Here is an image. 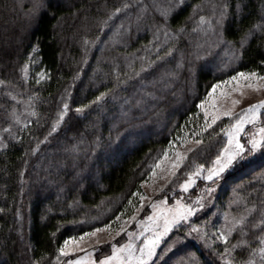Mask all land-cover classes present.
<instances>
[{
  "label": "trees",
  "instance_id": "obj_1",
  "mask_svg": "<svg viewBox=\"0 0 264 264\" xmlns=\"http://www.w3.org/2000/svg\"><path fill=\"white\" fill-rule=\"evenodd\" d=\"M221 2L184 0L176 7L177 0H0V79L5 81L0 85V131L11 125L19 137L2 133L7 146L0 148V264H25L22 255L28 264L33 259L57 264L58 249L69 236L79 237L121 213V218L135 215L127 229L133 231L136 221L149 216L153 202L167 197L191 203L213 186L199 179L188 191L169 194L178 177L186 179L195 165L211 167L227 144L219 129L234 123L235 116L222 117L197 137L203 142L187 153L167 188L145 203L133 195L144 197V184L165 150L189 144L183 143L185 134L190 139L192 129L203 126L204 113L197 105L212 83L241 70L264 73V34L257 33L236 62L233 48L219 42L207 23L200 24V16L215 24ZM227 3L224 37L238 47L243 31L264 21V0ZM237 3L242 6L239 16ZM116 8L121 11L113 16ZM181 26L185 30L178 33ZM149 60L156 63L136 76ZM181 61L183 67H177ZM26 63L27 79L21 71ZM41 69L49 78L38 84ZM117 71L127 83L117 86ZM166 73L176 80L162 79ZM102 92L108 93L103 100L91 103ZM64 103L69 108L57 123ZM82 105L89 107L77 113ZM13 109L22 123L15 122ZM251 128L246 126L241 142ZM225 214L229 220L244 218L229 241H247L234 253L247 258L264 237V151L225 170L204 209L191 224L173 229L153 264H224L218 255L221 241L213 237V250L196 233H187L190 226L208 222L211 234ZM126 240L124 232L113 242ZM113 242L99 245L97 257L111 254ZM66 260L61 256L59 264Z\"/></svg>",
  "mask_w": 264,
  "mask_h": 264
},
{
  "label": "snow or ice",
  "instance_id": "obj_2",
  "mask_svg": "<svg viewBox=\"0 0 264 264\" xmlns=\"http://www.w3.org/2000/svg\"><path fill=\"white\" fill-rule=\"evenodd\" d=\"M184 0H177L176 7H179L183 4ZM125 9L128 8V4H124ZM199 7V5L197 6ZM216 6L214 5V8ZM220 11L218 15H215V24L211 20H207L204 16L199 17V22L201 25L207 23L209 29L212 30L214 34L218 35L219 42L228 44L233 48V59L238 62L243 56V49L248 44V42L257 34H264V21L254 24L252 27L243 31L239 41L238 47H236V42L228 41L224 37V23L229 16V4L227 0H222L219 5ZM121 11L120 8H116L113 12V16L116 13ZM172 9L166 10L163 15L165 16V21L170 15ZM242 12V6L240 3L236 4V14L240 15ZM112 17L110 16L109 19ZM107 22H105L106 24ZM217 26H219V32L217 33ZM185 29L181 26L178 28L177 32L182 33ZM167 36V32L165 33ZM174 37L177 36V33L172 34ZM92 44L95 41L91 42ZM89 41L85 40V45L87 46ZM35 51V49H33ZM172 49H168L165 55H170ZM87 54V47H86ZM199 58V57H198ZM162 59L159 55L157 60ZM31 60V58H30ZM35 63V61H31ZM156 61L149 60L147 65H141L139 71H135L136 76H140L141 73L147 72L148 69L155 64ZM261 65H264V60L260 61ZM28 63H26L21 69L25 74L27 79L28 73ZM131 68V64H129ZM177 67H183V62L181 61ZM227 66H225L226 70ZM193 74L195 73L194 68H190ZM120 72H116L117 86L120 84L127 83L126 80H120ZM37 79L36 83H40L41 79L49 78L47 73L41 69L40 72L36 74ZM5 84V81L0 79V85ZM108 92H112V89H109ZM250 93L264 94V73L258 72L257 70L252 71H236L231 75H228L226 78L217 79L210 87L206 90V94L203 99L200 100L197 107L204 113V124L200 128H193L191 132V138H187V133L185 134V139L183 143H192L194 145H199L203 141L202 139H197L202 133L206 132L209 128H212L218 120H221L222 117L232 118L235 116V122L230 124H223L219 131L223 132L227 137V144L223 150L216 155L215 160L212 162L211 167L207 168L206 175L204 179L212 182V187H205L201 194L197 195L194 200H191V203H184L180 199H177L175 204L167 209L165 214L162 216H157L155 214V209L157 204H162L165 201H155L151 204L152 209L154 210L153 215L147 216L144 219L136 221L138 225L142 227V230L139 232H133L126 230L123 225H121L116 230V235H119L121 232H126L127 237L129 238L126 244L110 243L111 254L104 255L103 258L98 260H93L91 258V253H89L87 264H153V259L157 255V249L160 245V242L163 237L167 236L168 233L172 232L173 229H180L184 226V222L191 224V218L194 217L198 210H202L205 207V202L207 197L211 196L214 191V185L217 180L222 177V174L233 166L238 160L244 159L247 155H253L257 152L264 151V99H259L254 103L248 104L245 108H242L239 113L235 112L237 105L242 103V100L245 99ZM107 92L100 93L94 101L91 103H97L102 101L103 98L107 95ZM152 95V93H148ZM113 99L116 97L113 95ZM12 99L15 100L16 97L12 96ZM31 99V97L29 98ZM127 102V101H126ZM219 102V103H218ZM139 103V102H138ZM89 105H82L75 109L77 113L82 112L84 109L88 108ZM69 105L64 103L63 111H61L57 123L63 118L65 112L68 110ZM34 114V113H33ZM199 115V113H196ZM13 117L17 124L22 123L18 116L15 114V109H13ZM210 118V119H209ZM187 123V122H186ZM250 125L253 129L257 131L249 132L248 139L245 142H241L240 134L245 131V126ZM25 127L27 124L24 125ZM55 130V126L53 127ZM3 132H8L10 138L19 139L15 133L11 131V125L7 128H4L0 131V148L6 147L5 138ZM176 141H173L169 145V149L173 147ZM188 151H193L192 148H189ZM27 154V153H26ZM186 158V153H181L176 151L174 153V159L171 161V168L168 170L170 175H175V170L179 169L183 160ZM168 151L165 150L163 156L160 158L159 162L155 167L159 168L164 160H168ZM205 169L204 164L195 165L194 170L187 172V179L180 184V188L184 191L196 184V178L203 174ZM155 175V171H153ZM160 190H163L162 188ZM133 195H140L141 200L143 201L144 197L139 193H134ZM191 199V197H189ZM131 203V200L129 201ZM124 213H121L120 216H123ZM120 216L116 217V220L120 219ZM132 220H136L135 215L130 217ZM162 219V223H161ZM145 220L150 221L151 224L146 225ZM115 221L104 223L101 226L93 227L91 231L83 232L79 237L69 236L63 241V246L58 249V255L55 257V261L59 264L61 256H68L70 252H75L76 247H70V245H76L78 242H84L85 238L97 237V234L104 233L107 230L112 228V223ZM244 218L241 217L237 220L235 217H232L229 220V215H224V222L217 227L212 225L215 229V232L209 233L207 230L208 222H205L203 226L197 224L190 226L188 235L191 236L193 233H196V238L203 241V243L210 247L214 248L215 236L216 240H219L223 243V251L218 253L221 260L224 264H264V237L260 238V246L257 248H250V251L247 254V258H237L234 253L242 245H247V241H237L234 244H231L229 237L237 230V226L243 224ZM264 223V221H262ZM145 232H151V235H145ZM243 234V230L241 229ZM55 235V234H53ZM139 237H143V240L137 244L135 240ZM101 240L96 239V244H100ZM174 243V242H173ZM250 247V246H249ZM171 245H169V249ZM165 249V251L169 250ZM81 251H84V248H80ZM162 258V257H161ZM32 264H40L38 259H33ZM66 264H85L84 257H79L75 260H67Z\"/></svg>",
  "mask_w": 264,
  "mask_h": 264
},
{
  "label": "rangeland",
  "instance_id": "obj_3",
  "mask_svg": "<svg viewBox=\"0 0 264 264\" xmlns=\"http://www.w3.org/2000/svg\"><path fill=\"white\" fill-rule=\"evenodd\" d=\"M154 1L155 0H153V2ZM211 34L212 35L214 34L212 32V30H211ZM162 79H164V80L165 79L166 80H168V79H175L176 80V76H173L172 74L166 73V74H163ZM142 86H144L143 83H142ZM259 99H264V94L250 93L245 99L242 100V103L241 104H239V105L236 106L235 112L239 113L242 108H245L248 104L254 103V102H256ZM246 126H248V125H246ZM246 126H245V128H246ZM251 130L252 131H250V132L257 131V129H253V128H251ZM194 146L195 145L192 144V143L183 144V145H177V146H174L173 149L170 152L168 151L169 159L168 160H164L163 163L160 165L159 168L156 167L155 170H154L155 171V175H153V173H152L149 181H147L144 184L145 185L144 186L145 194H144V199H143V202L144 203L145 202H148L152 197H154L157 193H159L161 191L160 190L161 188L162 189L167 188V186L172 181L173 177L176 175V172L178 171V169L175 170V175L174 176L173 175H170L169 172H168V170L171 168V161L174 159V153L176 151H179L181 153H186V155H187V153L189 152L188 149L189 148H193ZM206 171H207V169H204L203 174L201 176H199L198 178H196V182L199 179H204V175H206ZM182 176L183 175H180L178 177L177 181L175 182L174 186H172V190H170V192H169V194L171 193L170 196H172L176 192V190L184 191V190H182L180 188V184L184 181V180L183 181H180L181 180L180 178ZM162 200L165 201V202L162 203V204H157V207L155 209V214L157 216H162V214H165L167 212V209L170 208L172 205H174L177 199H175L174 201L170 202V200L166 197V198H163ZM180 200L182 202H184V203H187L183 199H180ZM153 213H154V210L152 209V211L149 214V216L150 215H153ZM114 221L115 222L112 223V228L111 229L107 230L104 233L97 234V237H91V238L86 237L84 242H78L76 245H70V247H76V251L75 252H70V254L68 256H66V257L63 256V257L67 258V260H70V259L71 260H75V259H77L79 257H84L85 264H87L88 257H89V253H91V258L93 260H98V259L103 258V257H101V258H98L97 257V254L96 253L99 250L97 247L99 245H102V244H106V243H109V242H113L122 233H124V232H121L119 235H116V230L121 225H123L124 228L127 230L128 227L131 226L134 223V220H132L130 218H121V217H120L119 220H116L115 219ZM161 223H162V219H161ZM145 224L148 225V224H151V222L145 220ZM141 230H142V227L137 224V227H136V229L133 230V232H139ZM171 233L172 232L168 233L167 236H165V237L162 238V240L160 242V245H159V247L157 249V253H158L159 249L162 247L163 243L167 240L168 236ZM151 234H152L151 232H145V235H151ZM97 238H99L101 240V243L100 244H96V239ZM128 240H129V238L127 237V240L124 241L122 244H126L128 242ZM142 240H143V237H139V238H137L135 240V242L137 244H139ZM81 247L84 248V251H81L80 250ZM154 259H155V257H154ZM20 260H22L23 263L28 264L27 259H26V257L24 255L21 256V259ZM66 261L64 262V264H66Z\"/></svg>",
  "mask_w": 264,
  "mask_h": 264
}]
</instances>
